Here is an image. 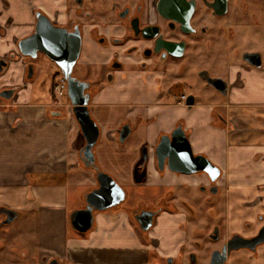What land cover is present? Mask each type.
<instances>
[{
	"label": "crops",
	"instance_id": "obj_1",
	"mask_svg": "<svg viewBox=\"0 0 264 264\" xmlns=\"http://www.w3.org/2000/svg\"><path fill=\"white\" fill-rule=\"evenodd\" d=\"M239 1L233 0L228 15L239 43L221 50L214 46L209 53L211 61L199 68L225 80L229 88L226 95L221 96L209 86L205 92L211 100L197 97L195 104L188 107L179 95H163L160 105H155V81L128 77L101 88L92 97L91 116L100 128L94 147L96 166L111 175L128 194L131 192L133 204L148 199L146 195L152 194L148 193L150 187L156 190L157 186L164 189L190 184L186 173L177 175L167 166L159 170L154 156L160 136L171 133L181 122L193 154L204 155L222 171L219 185L225 191L232 224L237 219L252 220L264 214V47L251 41L264 29V0H247L249 11L238 8ZM13 3L18 4V0ZM4 5L0 0V26L11 25V40L4 44L0 56L14 50H7L17 41L12 36L14 32L26 29L25 35L32 23L30 3H24V23L21 18L12 17L9 8L2 9ZM246 36L251 40L247 42ZM5 39L1 37L0 44ZM254 51L263 53L260 67L247 66L242 61L244 53ZM179 79L184 81L183 77ZM9 83L1 80L0 89ZM17 83L22 85L15 98L0 99V208L16 211L13 221L25 213L37 216L40 240L36 250L22 253V259L0 264H50L52 260L59 264H115L117 243L124 246L122 251L131 248L127 254L120 251L121 258L129 255L148 262L147 247L135 242L129 229L120 230L122 234L114 238L113 214L108 212L111 208L94 212L87 237L69 234H85L71 227L70 214L85 206L86 194L98 185L95 171L79 155L84 140L71 111L64 114L62 109L49 108L50 104L30 100L28 84L25 87L24 80ZM15 84L11 86L18 85ZM49 98L48 103H52ZM123 120L130 121L131 132L121 142L118 128ZM144 146L148 148L145 163L141 153ZM76 192L78 201L69 208L70 194ZM167 196L174 204L179 198L178 189L170 190ZM71 201H75L74 196ZM165 213L159 216L158 231L154 227L151 236L166 240L178 236L179 244L185 243L186 234L180 236L178 227L181 219ZM256 260L264 263V248L258 249Z\"/></svg>",
	"mask_w": 264,
	"mask_h": 264
},
{
	"label": "flooded vegetation",
	"instance_id": "obj_2",
	"mask_svg": "<svg viewBox=\"0 0 264 264\" xmlns=\"http://www.w3.org/2000/svg\"><path fill=\"white\" fill-rule=\"evenodd\" d=\"M25 1L30 3L32 8L31 28L25 35L17 38L16 45L19 53L13 50L4 56H0V63L3 62L0 65V74L8 68L10 62L18 63L21 56L25 57L27 63L24 84H26V80L33 79L35 66L38 62L47 60L58 67L56 62L50 59L42 50L31 49L29 55H23L18 45L20 39L31 35L35 31L36 14L42 13L49 18L53 26L65 29L66 36L74 30L80 33V50L75 65L79 64L82 70L77 76L72 71V75L85 83L84 92L89 93L91 99L101 89L105 81L112 84L119 79L140 77L144 81L149 80L148 78L155 81V91L158 93L155 105H158L164 99L163 95L176 96L182 92L183 94L179 97L184 105H186L185 100L189 95L194 97L195 102L197 97L208 101L210 97L203 95V92L198 95L195 91H191L193 85L190 84L189 78H187L192 66V64H189L190 60L196 53L203 54V56L208 55L214 46H216V49L221 50L228 46L235 47L239 43L231 31L233 21L228 17L233 0ZM237 7L249 11L250 5L247 0H241L238 2ZM220 13L222 15H219ZM6 25L0 26V34H5L4 27ZM245 39L247 42L251 40L249 36H246ZM251 53L253 54L246 56L247 61L256 63L258 54L261 55L263 61V53L260 51ZM30 67L32 75L28 78ZM58 69L61 73L60 76L57 78L56 75H53L51 80L52 78L56 82L63 80L66 90V80L63 78L61 68L58 67ZM199 76L206 88L209 85L204 78L209 76L216 78V76L211 75L209 70L204 68L199 69ZM182 77L184 81L179 79ZM11 78L14 79L13 72ZM224 82L223 80L217 82V84H221L223 87ZM226 87L223 89V94L226 90H229L228 85ZM18 89L19 85L9 86L0 89V93L4 90H11L12 95L8 98L11 100L15 98ZM187 89L190 90L186 91ZM51 92L50 83L49 96L52 99L56 98L52 97ZM55 92L54 88V94ZM182 96L185 97L182 98ZM3 98L5 97L0 95V99ZM179 124L182 123L179 122L177 125ZM125 125L130 126V121L123 120L118 129ZM177 175H181V173ZM184 175L190 177V184L184 183V185L193 187L202 194H207L206 201L208 203L211 204L215 197H223L220 211L222 215H225L224 224L221 221L220 225L214 224L203 230L194 228L192 231V234L204 235L208 242L215 244L209 249L208 259L205 260L198 256L202 248L200 241L193 239L188 242L187 225L190 223L188 220L190 218L185 213L196 216V210L184 196H179L177 201L171 204L167 196L169 192H162V194L161 191H157L147 196L148 199L146 200H137L134 204H130L126 203L127 200L129 201L130 194L124 189L125 198L110 209L113 214L111 226L115 232L114 238L116 239L122 234L120 230L129 229L131 234L136 237L135 242L147 247L146 252L149 254V259L148 262H145L129 255L121 258L120 251L127 254L131 251V248L128 252L122 251L124 246L117 243L115 244L117 253L114 259L117 261L115 264H199V262L212 264V262L221 259H224V264H227L235 257L237 259L233 264H251L247 261L250 258L256 259L258 257V249L260 247L264 248V243L256 245L252 249L233 246L239 240L251 239L258 235L259 230L264 226V214L256 215L252 220L237 219L235 224H232L233 220L229 218L231 209L227 205L226 194L222 195V188L219 185L222 171L220 170L215 180L204 171ZM163 212L181 219L178 227L181 231L180 236L183 233L186 234L187 240L185 243L179 244L178 236L167 238V240L160 236L158 238L151 236L150 233ZM148 213L151 214V225L148 229H145ZM3 219L4 215L0 214V222ZM131 234L129 235L131 236ZM131 240H133L132 236Z\"/></svg>",
	"mask_w": 264,
	"mask_h": 264
},
{
	"label": "water",
	"instance_id": "obj_3",
	"mask_svg": "<svg viewBox=\"0 0 264 264\" xmlns=\"http://www.w3.org/2000/svg\"><path fill=\"white\" fill-rule=\"evenodd\" d=\"M36 15L37 23L35 25V31L31 35L20 39L18 45L23 55H29L31 49L37 48L42 50L50 59L56 62L59 68H61L63 78L66 80V94L69 100L70 111L79 125L80 133L84 140L79 155L81 159H83V162L95 171L98 183L95 188L86 194L85 206L70 214L71 227L80 233H86L93 226L94 212H103L119 204L125 198V190L111 175L99 169L95 163L94 147L100 135V128L91 116L89 107L91 95L84 92L86 88L85 83L72 75L73 67L79 56L81 43L80 33L74 30L66 36V30L61 27L53 26L46 15L42 13H37ZM219 15H222V13ZM252 54L253 53L250 52L243 54V62L246 65L251 64L260 67L262 65V57L260 54H258L256 63L246 60V56ZM1 64H3V62L0 63V65ZM31 75L32 70L30 67L28 70V78H30ZM204 80L220 94H223L224 87L227 88L225 80L223 87L221 84H217V82L223 81L222 78L209 76L204 78ZM182 94L183 92L177 95L180 96ZM226 94L227 90L223 95ZM0 95L9 98L12 95V91L4 90ZM194 103L195 100L193 96L189 95L186 97V105H193ZM130 132V126H122L118 130L119 141L123 142L129 136ZM154 156L159 170H163L167 166L169 170L177 173L189 174L204 171L210 174L213 180L218 177L220 172V169L212 164L204 155L193 154L182 124L177 125L171 133L162 134L160 136L154 149ZM147 158L148 148L144 146L142 149L143 163L147 161ZM0 214L5 216L0 222V225H3L13 222L17 212L4 207L0 208ZM150 219L151 214L148 213L147 224L144 226L145 229H148L151 225ZM242 240L236 242L237 244L234 242L235 245L233 247H248L252 249L255 248L256 245L264 243V226L259 230L257 236ZM224 261V259H221L217 262H212V264H224ZM50 264L59 263L56 260H52Z\"/></svg>",
	"mask_w": 264,
	"mask_h": 264
},
{
	"label": "rangeland",
	"instance_id": "obj_4",
	"mask_svg": "<svg viewBox=\"0 0 264 264\" xmlns=\"http://www.w3.org/2000/svg\"><path fill=\"white\" fill-rule=\"evenodd\" d=\"M3 1L5 2L6 6L4 5L2 9L9 8L8 12L11 13V15H12V12L14 14L12 15V17L14 16L17 19L21 18L22 23H24L25 11H26L25 5L28 4V2L25 0H18V4H14L13 0H3ZM4 28H5V34L3 33L0 34V38L5 36L6 39L4 42L0 44V55L4 53V47H3L4 44H6L7 42L11 40L10 39L11 35L9 37L11 25L10 27L9 25H7ZM30 28L27 30L28 32ZM25 30H22L21 32L16 30L12 36L20 38L24 35ZM260 30L261 31L259 33H256L258 35L252 38L251 41H253V44H258L259 48H262L264 47V29L261 28ZM12 47L17 53H19L18 47L16 43L14 42L12 46L8 45L7 50L9 51ZM211 58L212 56L209 57V54L206 56H203V54L196 53L194 54V56L189 62V64H192V66H191L190 73L187 74V78H189L190 84L193 85V89L191 91H195V93L198 95L201 94V92H203L204 93L203 95H206L207 97L209 96L205 92L206 90H208L207 89L208 87L206 88V86L202 85L201 83V79L199 78L200 76H199L198 69L202 66H205L207 62L211 61ZM209 67L210 69H212L210 65ZM26 69H27L26 59L24 56H21L18 63L10 62V65L8 66V68L3 73L0 74V81L6 80V79L9 80L10 83L7 84L6 87H9L11 86V84H15V83L18 85H22L21 83H17V81L21 80L23 82ZM81 70H82V67H80L79 64H76L73 70L74 75L76 76L79 75ZM12 72L14 73V79L11 78ZM60 74L61 73L59 72L58 67L54 63L47 61V60H42L38 62V64H36L35 66V74H34L33 79L26 80V83L29 86L28 97L30 100L35 101L36 103L40 102L41 104H45V103L48 105L50 104L49 108H52L55 111L57 110L60 111V109H62V111L60 112L66 114L67 113L66 110L70 111L69 109L70 105H69V100L67 99V96H66L65 88L63 89V93L61 95L55 92L56 98L52 99V103H48L50 101L49 100L50 99L49 98V84H50L51 77L53 75H56L58 78ZM59 83L60 82L58 80L56 84H59ZM108 85H111V83L108 81H105L103 82L101 88H105ZM25 87H26V84H25ZM188 90L190 89H187L186 91ZM20 92L21 90L18 91V94ZM209 100H211V98ZM151 188L152 187H150V189L148 190V193L150 192L155 193L157 191H161V193L162 192L168 193L170 190L174 191L175 189H178L179 196L181 195L184 196L186 200L189 201V203L195 208L196 216L189 215L187 212L185 213L191 219V220L188 219L190 223L187 225V229L189 233L188 242H191L193 239H195L196 241H200L202 243V248L200 252L198 253V256L202 259L207 260L208 255H209V249L210 247L215 246V244L213 242H208V240L206 239L204 235H200L199 233L192 234V231L194 228L196 230H203L206 227L213 226L214 224L220 225L221 221H222V224H224L225 215L224 214L222 215L220 211V205L223 202L222 201L223 197L213 198V202L210 204L206 201V198L208 197L207 194H202V192L197 191L195 188L187 187L184 184H179L178 187H173V188L165 187L164 189H158L159 186H157L156 190L151 189ZM129 194H131V192H129ZM222 195L223 196L225 195V191L223 189H222ZM73 196L75 197L74 202L71 201V198ZM146 196H148V194ZM130 199L131 198L129 196V201L127 200L126 203L131 204L132 200ZM77 201H78L77 192L70 194L69 208L75 205ZM108 212H112V211H108ZM163 213L166 215L165 212ZM36 219H37V216H35L34 214L27 215L25 213L21 218L17 219L16 221H13L8 224H3L0 226V262L15 261L18 259H22V253L26 249L29 250L30 252L33 250H36L37 242L38 240H40L36 232V229H37ZM154 227L158 231L156 224L154 225ZM89 232L90 231H88L85 234H79V233L70 231L69 234L74 235L77 238H81L84 236L87 237ZM156 234L158 236V233ZM262 248L263 247H260L259 249H262ZM248 261H250V263L252 264L263 263L262 261L256 260L255 258L248 260ZM232 263L234 262L229 261L227 264H232Z\"/></svg>",
	"mask_w": 264,
	"mask_h": 264
},
{
	"label": "built area",
	"instance_id": "obj_5",
	"mask_svg": "<svg viewBox=\"0 0 264 264\" xmlns=\"http://www.w3.org/2000/svg\"><path fill=\"white\" fill-rule=\"evenodd\" d=\"M60 83L59 84H56V87H55V91L58 93V94H62L63 93V89L65 88V82L62 80V81H59ZM64 84V85H63ZM185 96H182V98H184Z\"/></svg>",
	"mask_w": 264,
	"mask_h": 264
},
{
	"label": "trees",
	"instance_id": "obj_6",
	"mask_svg": "<svg viewBox=\"0 0 264 264\" xmlns=\"http://www.w3.org/2000/svg\"><path fill=\"white\" fill-rule=\"evenodd\" d=\"M51 93H52V97L54 96L55 97V94H54V88H55V85H56V81H55V79L54 78H52V80H51Z\"/></svg>",
	"mask_w": 264,
	"mask_h": 264
}]
</instances>
